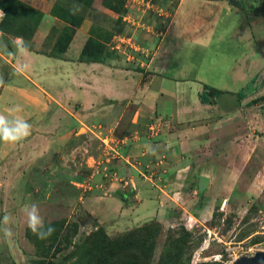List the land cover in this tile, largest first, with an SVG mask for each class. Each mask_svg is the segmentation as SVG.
<instances>
[{"label":"crops","instance_id":"0c3cea01","mask_svg":"<svg viewBox=\"0 0 264 264\" xmlns=\"http://www.w3.org/2000/svg\"><path fill=\"white\" fill-rule=\"evenodd\" d=\"M22 1L45 17L32 39L37 49L15 38V51L7 54L4 48V54L0 53V113L30 125L28 135L14 142V150L16 158H20V148L27 150L32 158L24 161L31 160L33 168L31 172L18 169L17 174L31 173L34 181H72L77 189L74 201L96 215L109 235L151 221L164 227L175 218H189L186 208L190 206L200 214L216 202L213 211L225 212L233 190L240 186L244 190L240 182L243 172L251 178V188L258 184L255 172L253 178L246 168H234L242 160V151L233 146L236 130L245 123L234 118L245 105L242 98L237 92L222 91L224 97L240 98L241 110L235 111L203 104L200 95L204 87L197 85L191 92L190 86L181 85L193 82L167 77V48L163 47L172 36L195 42L200 32L194 31L203 18L214 19L213 10L235 9L239 19L244 18L241 0L145 1L146 11L158 14L166 25L155 31L149 27L152 39L138 49L144 58L138 69L115 63L112 57L85 61L83 53L91 37L86 23L76 30L62 58L38 51L60 20L52 14L54 2ZM189 1L193 4L187 7ZM197 9H202L199 12L204 16L190 23L191 13ZM235 32L233 27L228 35ZM7 37L1 36L0 43ZM244 61L248 63L246 57H236L232 69H239L248 82ZM12 151L9 143L0 141L3 179L13 171L8 167ZM244 163L248 164L247 158ZM237 171L241 172L239 178ZM238 199L240 202L242 194Z\"/></svg>","mask_w":264,"mask_h":264},{"label":"rangeland","instance_id":"374dc122","mask_svg":"<svg viewBox=\"0 0 264 264\" xmlns=\"http://www.w3.org/2000/svg\"><path fill=\"white\" fill-rule=\"evenodd\" d=\"M17 1L19 2L16 8L18 16H14L9 23V15H6L4 28L8 34L0 30V37L8 36L3 44L2 41L0 43L2 54H4L2 52L4 48L7 54L11 53L9 51L14 52L13 41L21 36L14 35L9 27H13V31L25 36L23 44L26 47L37 49L29 36L34 32L33 29L40 19L39 11L30 3ZM50 1L54 2V6L70 9L75 16L85 19L83 23H86L88 34L95 40L89 45V58L93 59L95 55H98V59L108 61L112 57L115 63L134 69H138L139 61L144 60L138 53V49L141 50L151 42L153 33L148 31L149 27L155 31L166 25L165 20L156 17L158 14L146 11L144 4L145 1L163 3L168 0H122L123 9L120 14L107 9L103 5V0H94L92 5H89L90 2L80 0ZM171 2L175 4V1ZM192 4L193 2L189 1L187 7ZM240 5L245 13L244 18L239 19L240 15L238 17L235 14H239V11L234 8L233 11L230 8L213 10L214 19L209 21L203 18L200 27L194 31L200 32L198 34L200 37H197L195 42L194 39L186 40L188 39L186 37L172 36L166 39L163 47L167 48L165 53L169 65L166 68L167 77L173 75L193 82L181 85L183 88L187 89L190 86L191 92H194L197 85L204 88L208 85L220 91L237 92L242 98L245 105L241 110L238 95L228 98L224 97L223 93L216 95L215 92L210 91V97L216 108L219 104L234 111L241 110L234 114V118L245 123L242 124V129L236 130L233 140L237 143L233 146L234 149L242 151V160L241 163L234 165V168L241 171L246 168L252 176L255 172L259 188L256 184L254 188H251L250 185L253 184L250 181L251 178L247 179L248 175L243 172L241 176V172L237 171L238 178L244 177L240 180L241 184L245 185L244 190L242 191L241 186L233 190L235 193L230 200L231 205L225 212L213 211V208L218 205L216 202L210 209L204 208L207 210L200 214L194 212L190 206L186 208L191 215L189 218L188 216L175 218L172 222L165 223L164 227L162 226L157 238L153 264H158L160 258L166 253L165 245L168 238L171 236L178 238L182 227L190 230L193 235L192 243L189 244L192 249L188 253H192L193 256L191 264H233L240 257H251L259 251H264V0H241ZM37 6L44 8V4L39 2ZM195 11L193 15L191 13L190 23L192 19L195 20L202 14H200L202 9ZM127 17H130V20H126ZM216 19H220L219 23L215 22ZM233 27L236 32L228 35ZM241 29L243 33L239 32ZM67 30L66 23L60 20L46 39L44 46L38 51L48 54L54 48H64L63 41L59 39L68 37ZM194 32L189 33L193 35ZM130 37L133 39L131 42L126 39ZM113 47L117 49L112 52ZM236 57L238 60L239 57H246L248 61V63L244 61L242 65L243 68L248 66V82H244L245 79L239 75V69H232L236 65ZM255 100L257 101L254 103ZM14 149L15 144L9 143V151H12L10 156L13 157L8 167L13 171L7 179H3L0 175V264H73L74 261H65V257L74 251V247L67 246L69 240L66 241L67 232L73 235L67 230L69 225L78 232L72 240L76 244H80L98 229L104 228L107 234L109 232L101 225L96 215L74 201L77 189L72 181H34L31 173L22 177L19 173L17 174L18 169L32 171L31 160L24 161L25 158L32 157L27 150L22 152L20 148V158H16L17 152ZM100 151H98L99 154ZM246 158L247 165L244 163ZM240 194L242 199L239 202ZM26 203L37 205L45 224L50 223L55 228L47 239H38L27 228L23 210V205ZM254 205L258 207L256 211L253 209ZM179 213L185 214L182 211ZM6 214L11 218L8 222L3 221ZM154 223L156 221H151L145 226H153ZM5 229H11V237L5 236ZM128 232L117 231L111 233V236L108 235L118 239ZM57 233H60V240L52 244L54 235ZM60 242L61 245H58ZM199 242L201 245L198 244ZM57 247H60L62 251H58Z\"/></svg>","mask_w":264,"mask_h":264},{"label":"trees","instance_id":"16d2710c","mask_svg":"<svg viewBox=\"0 0 264 264\" xmlns=\"http://www.w3.org/2000/svg\"><path fill=\"white\" fill-rule=\"evenodd\" d=\"M80 1H86V3L90 2L89 5H92L94 2V0ZM18 4L19 2L17 0H0V9L5 12V18L0 25V30L5 34H8L4 28L6 15H9L10 23L11 20L14 19V16H18V10L16 11ZM103 5L107 9L118 14H120V11L123 9L122 0H103ZM52 14L66 23L68 27V30L66 31L68 33V37L59 39L63 41L62 45L64 48H54V50L48 53V55L51 57L62 58L68 45L72 41L76 30L81 27L85 19L78 18L75 16L72 10L65 7L60 8L59 6H54ZM39 16L40 19L37 22L38 24L35 26V29H33L34 32L30 34L31 36H29L30 39H33L34 33H36V31L39 29V25L42 23V20L45 17V15L40 11ZM247 16L249 17V15ZM12 28L9 27L10 31L14 35H21L18 38L24 40L25 36L19 34V32L13 31ZM27 37L28 36H26V38ZM93 42H95V40L91 39L90 37V40L88 41L83 53V58L85 61L92 62L101 60L98 59V55H95L93 59L88 57L89 45ZM210 91L215 92L216 95L223 93L222 91L206 86L205 91L200 95L201 102L203 104L213 103L211 100L212 97H210ZM256 101L257 100H255L254 103ZM121 199L125 203L123 196H121ZM145 225H143L144 227L141 226L128 232L126 235L119 237L118 239L111 238L105 229L101 228L91 233L86 239L81 241L80 244H76L74 241L72 242L73 238L76 237L78 232L76 229H72L69 225L67 230L72 232L73 235L67 232L68 234L66 235V241L69 240L67 246L74 247V251L65 257V261H74L73 264H153L157 247V238L161 233L162 225L159 222L154 223L153 226ZM73 227H76V225H73ZM180 231L181 232L178 238H173L172 236L168 238V241L165 245L166 253L160 258L158 264H191L193 256L192 253H188L192 249L189 244L192 243L191 239L193 235L190 230H186L184 227H182ZM71 237L72 239L70 240ZM58 240H60V233L54 235L52 244H56ZM198 244L201 245V242ZM58 245H61V242ZM57 250L62 251L60 247H57Z\"/></svg>","mask_w":264,"mask_h":264},{"label":"clouds","instance_id":"9594fccd","mask_svg":"<svg viewBox=\"0 0 264 264\" xmlns=\"http://www.w3.org/2000/svg\"><path fill=\"white\" fill-rule=\"evenodd\" d=\"M30 125L22 119H9L0 113V141L14 143L28 135ZM25 212L26 225L38 239L44 240L52 235L55 228L49 223L45 224L37 205L26 203L23 205ZM9 215L3 217L4 222L10 220ZM11 229H5V236L11 237Z\"/></svg>","mask_w":264,"mask_h":264},{"label":"water","instance_id":"95a60500","mask_svg":"<svg viewBox=\"0 0 264 264\" xmlns=\"http://www.w3.org/2000/svg\"><path fill=\"white\" fill-rule=\"evenodd\" d=\"M233 264H264V251H259L251 257H240Z\"/></svg>","mask_w":264,"mask_h":264},{"label":"built area","instance_id":"2783aa9c","mask_svg":"<svg viewBox=\"0 0 264 264\" xmlns=\"http://www.w3.org/2000/svg\"><path fill=\"white\" fill-rule=\"evenodd\" d=\"M3 18H5V13L2 9H0V24L2 23ZM0 34H1V31H0Z\"/></svg>","mask_w":264,"mask_h":264}]
</instances>
